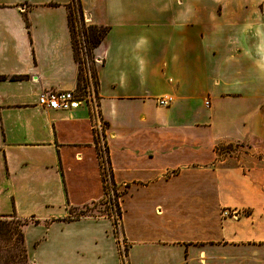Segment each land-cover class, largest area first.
Masks as SVG:
<instances>
[{
	"label": "crops",
	"instance_id": "obj_1",
	"mask_svg": "<svg viewBox=\"0 0 264 264\" xmlns=\"http://www.w3.org/2000/svg\"><path fill=\"white\" fill-rule=\"evenodd\" d=\"M70 3L0 0V216L30 264H264V0H80L96 94L43 109L77 93ZM99 122L121 216L68 219L103 200Z\"/></svg>",
	"mask_w": 264,
	"mask_h": 264
},
{
	"label": "rangeland",
	"instance_id": "obj_2",
	"mask_svg": "<svg viewBox=\"0 0 264 264\" xmlns=\"http://www.w3.org/2000/svg\"><path fill=\"white\" fill-rule=\"evenodd\" d=\"M77 7V2L75 1L73 8L77 10ZM74 25V46L76 49V55L80 61L77 96L81 98L92 97V93L96 94L93 59V49L95 47L92 48L90 43L86 41L88 35L87 29L92 26L85 23L84 20L81 21L78 15L76 21H74ZM94 99L92 98V100ZM222 149H226L231 154H242V152H248L247 148L242 144H228ZM109 195V199L90 203L81 208L71 209L70 215L74 216L75 214L84 213L85 215L100 216L109 215L111 212L114 215H119L120 210L117 202L118 196H116L113 191L112 193L109 192ZM23 224V220L14 217L13 214L0 216V264H30V261L26 256L22 240Z\"/></svg>",
	"mask_w": 264,
	"mask_h": 264
},
{
	"label": "trees",
	"instance_id": "obj_3",
	"mask_svg": "<svg viewBox=\"0 0 264 264\" xmlns=\"http://www.w3.org/2000/svg\"><path fill=\"white\" fill-rule=\"evenodd\" d=\"M75 1L77 2V6H78L77 10H75L73 8ZM77 15L79 16L80 20L82 21L83 20V12H82V8H81L80 0H71V3L69 5V9H68V25H69V29H70V33L72 36L73 43H74L73 28L75 26L74 21H76ZM106 31H107L106 27H103V28L97 27V26L89 27V29H87L88 35L86 33V35H87L86 41L90 43L92 48H94L100 43V41H101L102 37L104 36V34L106 33ZM74 49H75V46H74ZM75 56H76V60L78 61V63H80V61L78 60V57L76 55V49H75ZM19 78H20V76H10L9 77V79H11V80H15V79H19ZM2 79H6V77H2ZM105 125L106 124L102 122V130L101 131H99L96 127H94V143H95L97 153H98L100 174H101V179H102V183H103V190H104L103 200L110 198L109 192L111 189L113 190L114 194L116 196H118V199H119L120 192L117 190V185L113 179V172H112V168H111V164H110V158H109V149H108V145H107V142L105 139V134H104ZM118 208L120 210L119 203H118ZM81 215H85V214L80 213V214H75L74 216L70 215L68 217V219H73V218L79 217ZM13 216L16 217L15 215H13ZM117 216L118 217L121 216V210H120V214ZM23 222H24V224H26L28 222V220H23Z\"/></svg>",
	"mask_w": 264,
	"mask_h": 264
},
{
	"label": "built area",
	"instance_id": "obj_4",
	"mask_svg": "<svg viewBox=\"0 0 264 264\" xmlns=\"http://www.w3.org/2000/svg\"><path fill=\"white\" fill-rule=\"evenodd\" d=\"M83 20L85 23H88L87 18L84 16ZM82 101V98L78 97L74 90H44L38 95L37 105L43 109L71 111L79 108ZM156 101L159 105L166 106L171 99L169 97H159ZM96 128L101 131L102 122H99L96 125ZM112 191L113 190L111 189L110 193H112ZM113 216L118 218L117 215L113 214Z\"/></svg>",
	"mask_w": 264,
	"mask_h": 264
}]
</instances>
